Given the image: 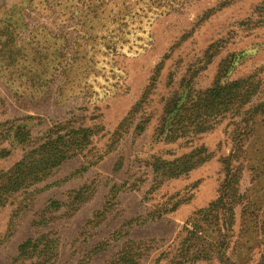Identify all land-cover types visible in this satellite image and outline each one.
Returning <instances> with one entry per match:
<instances>
[{"label": "rangeland", "instance_id": "374dc122", "mask_svg": "<svg viewBox=\"0 0 264 264\" xmlns=\"http://www.w3.org/2000/svg\"><path fill=\"white\" fill-rule=\"evenodd\" d=\"M55 6L0 0L20 50L0 61V177L57 128L86 138L8 195L0 264H264V0H185L129 24L65 90L42 55L30 70L36 37L79 38ZM227 86L232 99L207 97Z\"/></svg>", "mask_w": 264, "mask_h": 264}, {"label": "trees", "instance_id": "16d2710c", "mask_svg": "<svg viewBox=\"0 0 264 264\" xmlns=\"http://www.w3.org/2000/svg\"><path fill=\"white\" fill-rule=\"evenodd\" d=\"M53 2L61 7L59 13L63 21L67 19L76 21L79 38L69 50L66 42L58 45L61 41L58 38H53V45H47V48L42 49L36 37L33 42L35 48H32L34 60L30 70L33 71L34 68L36 71L37 67L42 66V64L36 66L34 64L39 55H42V61L46 59L48 64L54 62V72L51 80L48 81H59V84H62L60 90L73 88L77 81L85 78L88 68L96 64L94 56L89 55L92 50L100 48L104 51L115 50L129 24H138L143 18H157L180 12L185 5V0H53ZM4 37L7 38L5 42ZM12 37H14L13 32L0 31V61L5 70L15 67L20 53L17 48L16 50L10 48L15 47ZM87 48H90L89 53ZM221 93H227L229 100L235 96L230 86H227L224 89L211 90L207 97L218 98ZM62 132L61 128H57L55 132L51 131L39 148L26 155L9 174L0 177V207L7 203L9 194L26 190L32 182L39 181L48 169L60 165L67 159L68 153L70 157V153L80 147V140L86 138L84 136L81 139L77 138L78 132L68 131L69 133L66 132L65 135ZM15 138L20 144H26L30 135L26 132V128H21L16 131ZM197 232L198 230L195 231ZM27 246L24 245L21 251ZM187 252H190V249Z\"/></svg>", "mask_w": 264, "mask_h": 264}]
</instances>
